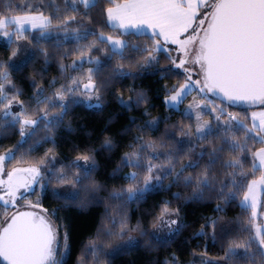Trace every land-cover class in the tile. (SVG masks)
Returning a JSON list of instances; mask_svg holds the SVG:
<instances>
[{
  "label": "snow or ice",
  "instance_id": "obj_1",
  "mask_svg": "<svg viewBox=\"0 0 264 264\" xmlns=\"http://www.w3.org/2000/svg\"><path fill=\"white\" fill-rule=\"evenodd\" d=\"M0 40V264H264V0H0Z\"/></svg>",
  "mask_w": 264,
  "mask_h": 264
},
{
  "label": "trees",
  "instance_id": "obj_2",
  "mask_svg": "<svg viewBox=\"0 0 264 264\" xmlns=\"http://www.w3.org/2000/svg\"><path fill=\"white\" fill-rule=\"evenodd\" d=\"M4 46H5V42H0V52L3 51ZM52 74H55V73H52ZM112 110H114V109H110L109 111H112ZM251 110H255V109H251ZM106 118H107V113L105 114L104 117H100V118H97V119H95V120H93L91 117H86V120L88 121V123L86 124V127L89 128V130L91 129L92 126H95L97 129H100V128L103 127V123H102V121H103L104 119H106ZM81 123H84V121H81ZM109 171H110V169H109ZM174 190H175V189H174ZM158 198H159V197H157V199H158ZM133 210H135V205H133ZM98 211H99V210H94L93 214H94V215H95V214H98ZM260 211H261V209L258 208V212H260ZM238 214H239V213H238V210H231V211L229 212V215H230V216H235V215H238ZM68 215L71 216V215H73V214H68ZM136 218H137V217H135V216L132 217V223H135ZM78 222H79V226H80V227H87V223L83 220V218H80V220H79ZM261 222H262V216H261ZM215 251H216V249H212V252H213V253H214ZM135 258H136L135 254H134L133 256L123 257V258H121V259H117V260L115 261V264H124L125 261H127V260H131V259H135Z\"/></svg>",
  "mask_w": 264,
  "mask_h": 264
},
{
  "label": "crops",
  "instance_id": "obj_3",
  "mask_svg": "<svg viewBox=\"0 0 264 264\" xmlns=\"http://www.w3.org/2000/svg\"><path fill=\"white\" fill-rule=\"evenodd\" d=\"M255 110H259V109H255ZM262 222H264V216H262Z\"/></svg>",
  "mask_w": 264,
  "mask_h": 264
},
{
  "label": "rangeland",
  "instance_id": "obj_4",
  "mask_svg": "<svg viewBox=\"0 0 264 264\" xmlns=\"http://www.w3.org/2000/svg\"><path fill=\"white\" fill-rule=\"evenodd\" d=\"M0 42H4L3 40H0Z\"/></svg>",
  "mask_w": 264,
  "mask_h": 264
}]
</instances>
